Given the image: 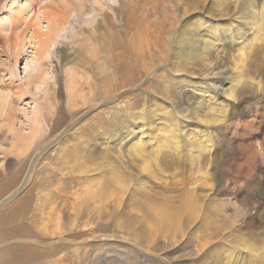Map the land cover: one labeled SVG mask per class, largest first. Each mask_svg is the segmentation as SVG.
Returning <instances> with one entry per match:
<instances>
[{
	"label": "bare ground",
	"instance_id": "bare-ground-1",
	"mask_svg": "<svg viewBox=\"0 0 264 264\" xmlns=\"http://www.w3.org/2000/svg\"><path fill=\"white\" fill-rule=\"evenodd\" d=\"M32 1L34 15L23 16L24 4L13 13L6 44L11 77L20 69L19 60H24L22 71L17 72L23 82L17 91L32 99L28 107L21 109L24 128H14L12 123L11 131L40 139L35 143L39 152L26 161L25 169L22 165L12 173L10 183L20 182L17 191L29 186L42 152L56 146L61 161L76 164L77 174L70 176L68 182L82 185L100 216L107 201L117 203V210L126 203L127 213L135 211L144 217L134 219L133 224L141 229L154 226L166 234L180 230L179 221L184 215L193 220L192 212L204 209L202 224L206 229L210 227L212 233L204 232L199 238L201 255L194 264H264V237L244 233L240 228L231 233L229 242L209 245L213 234L222 229L219 222L228 219L214 207V183L207 169L216 163L217 140L229 128L243 97L264 99V0H174L181 18L176 24L164 20L165 25L161 26L149 21V13H141L125 3L120 8L125 21L124 35L120 39L110 37L107 42V50L116 52H105L102 58L95 52L90 53V58H77L86 68L93 65L99 74L97 87L87 83L92 96L88 100L90 105L102 103L112 95L114 99L94 126L84 128L83 134L77 129L72 140L66 139L72 124L64 125V115L53 121L52 113L48 114L51 110L47 91L42 88H46L49 79L43 66L50 60L69 19L82 20L83 10L89 5L108 19L104 10L115 7L116 0ZM166 25L167 29L163 27ZM151 27L156 32L154 37L149 34ZM161 68L169 72L170 78L164 77ZM145 73H150L151 79L143 87V100L134 94L133 101H123L127 95L130 97L128 86L136 84ZM68 75L71 77L66 90L72 107L69 110L74 114L79 109L74 98H81L76 95L79 78L74 81L70 70ZM13 83L11 79L9 85ZM7 97H0V113ZM88 102L83 99L81 104ZM90 131L93 136L85 138L83 135ZM187 172L195 175L185 180L183 174ZM46 174L47 171L43 172V177ZM41 182L52 183L44 179ZM40 185L39 211L57 212L56 203L49 198L50 187ZM60 191L57 188L56 198H63ZM16 192L6 195L0 206ZM123 197L127 202L122 203ZM27 202L26 195L24 203ZM78 208L71 204V211ZM12 217L0 222L13 223ZM27 233V229L17 226L2 233L0 264H36L44 257L47 250L32 251L28 245L4 242Z\"/></svg>",
	"mask_w": 264,
	"mask_h": 264
},
{
	"label": "rangeland",
	"instance_id": "rangeland-1",
	"mask_svg": "<svg viewBox=\"0 0 264 264\" xmlns=\"http://www.w3.org/2000/svg\"><path fill=\"white\" fill-rule=\"evenodd\" d=\"M125 3L137 8L141 13L143 11L149 13V21L159 26L165 25V21L176 24L180 20L179 17L181 18L178 15L180 9L174 0H116L113 9L104 10L108 13V19L93 10L90 5L83 10L85 18H80L82 20L69 19L66 31L52 49L50 60L44 63L43 68L48 73L49 81L46 88H42V91H47L46 100L51 110H48V114L52 113L50 115L52 120L54 121L59 115H64V125L72 124L66 139H75L77 129L80 131L78 133L83 134L84 128L89 125L94 126L96 124L94 122L101 118L108 111V106L113 103L110 102L114 99L112 95L110 99L102 103L95 104L94 102L90 105L88 100L92 96L88 91L87 83L92 87H97L100 82L99 74L93 65L86 68L77 62V58L80 56L84 59L90 58L91 52L98 54V58H102L105 52H116L107 50V42L110 37L120 39L124 35L125 21L120 8L125 6ZM20 4H24L23 8L26 9H23L24 17L35 14L32 0H13L12 4L11 0H0V97L8 95L5 98V107L0 113V201L12 191H17L20 182L10 183L11 176L18 171L20 166L23 165L25 169L26 161L29 162L39 152L37 149L39 145L36 146L35 143L40 139L32 138V140L16 135V131H11L12 123L14 128H24L25 121L21 109L28 107L32 102L29 94L22 95L19 92V86L23 82H20L17 72L22 71L24 60H19L20 69L15 71V77H11L10 68L12 66L6 60L8 58L6 44L11 32L9 30L10 21L13 20L15 16L13 13ZM35 9L37 10L38 6H35ZM84 20L88 22L85 23ZM163 27L167 29L168 25ZM151 30L152 34L150 32L149 34L154 37L156 32L152 27ZM69 70L75 75L74 81L79 78L76 84L78 91L76 95L81 98H74L79 108L74 114L70 113L69 108L72 107H70L66 90L71 77L68 75ZM159 70L164 71V77L170 78L167 70L163 68ZM11 79L14 81L12 86L9 85ZM149 79H151L150 73H145L136 84L128 86L127 93L130 97L127 95L123 101H133L134 94L140 96L139 99L142 98V101L146 94L143 87ZM82 98L88 103L82 105ZM235 111L236 115L227 129L228 132L226 131L217 140L214 152L216 163L207 168L214 183L212 192L214 207L218 208L228 219V222H219L222 229L219 233L213 234L214 237L212 236L209 242L210 246L218 242H229L231 233H236L237 228L244 233L264 237V99L245 96ZM8 117L12 121H9ZM244 124H247L246 127ZM92 133L90 131L86 133L87 137L86 134L83 136L89 138ZM44 137L45 135L42 136ZM56 149L55 146L43 151L34 165V173L29 186L17 191L10 200L1 204L0 221L13 216V223L0 222V245H2V233L17 226L27 229L28 233L3 240L28 245L33 249L32 251L47 250L43 253L44 257L36 264H194V260L197 262L201 255L197 246L199 238L204 232L212 233L210 227L206 229L202 224L205 218L204 209H195L192 212L193 220H189L187 214L184 215L179 221L180 230L166 234L162 229L154 228V226L145 227L144 230L136 226L135 222L133 224L134 219L140 220L144 217L139 212H126L124 208L127 202L126 197L122 198V203L125 204L123 206L121 204L122 207L120 206L118 210L114 209L117 203L113 200L107 201L105 208H101L102 215L100 216L94 202L86 197L87 194L82 190V185L72 180L68 182L70 176L77 174L76 164L61 161L58 157L60 152ZM46 171L47 174L43 177V172ZM194 175V172H187L183 174V178L186 180ZM43 179L52 183H42ZM40 183L42 186L48 184L50 187L48 188L49 198L50 201L53 200V203H56L57 212L48 214L47 209L44 212L39 211ZM57 188L62 191L59 193L63 198H56ZM26 195L28 202L25 204ZM72 203L77 208L79 207L78 210L71 211ZM57 215L60 216L59 220H57ZM128 223L133 225L129 226ZM130 227L135 229L130 230ZM48 249L53 252H49Z\"/></svg>",
	"mask_w": 264,
	"mask_h": 264
}]
</instances>
